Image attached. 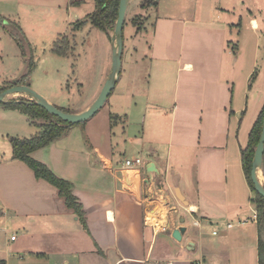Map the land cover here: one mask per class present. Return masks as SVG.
Wrapping results in <instances>:
<instances>
[{"label": "crops", "instance_id": "0c3cea01", "mask_svg": "<svg viewBox=\"0 0 264 264\" xmlns=\"http://www.w3.org/2000/svg\"><path fill=\"white\" fill-rule=\"evenodd\" d=\"M233 1L171 2L175 14L170 16L158 2L154 10L159 14H148L150 26L133 37L138 44L147 43V51L134 45L125 50L124 41L121 76L111 94L131 106V111L115 113L121 134L114 132L118 127L111 113L101 112L83 130L80 125L72 128L31 154L74 185L88 230L55 187L37 180L12 154L0 158V264H259L255 194L242 161L246 146L237 140L255 91L252 69L261 50L264 17L246 2L241 6ZM73 7L72 0H0V17L10 21L21 11L30 18L41 8L56 16L70 14ZM243 25L247 30L242 38ZM149 35L151 43L145 38ZM233 40L241 47L249 41L247 57L254 58L238 95L231 68L225 69L231 47L240 50ZM237 62L232 56L229 67ZM152 76L157 91L151 90ZM144 80L146 91L139 86ZM151 91L158 94L156 99H150ZM165 92L169 100L163 99ZM99 93L76 113L88 109ZM2 116L12 121L16 136L30 133V116L0 108ZM130 125L136 126L134 135ZM101 127L111 129L106 153ZM117 136L123 150L113 149ZM130 143L146 151L147 161L134 148L127 149ZM136 158L143 161L140 168L125 166ZM153 209L167 216L170 231L155 233L146 225V213ZM207 226L220 230L207 235ZM181 227L186 232L179 242L172 235Z\"/></svg>", "mask_w": 264, "mask_h": 264}, {"label": "rangeland", "instance_id": "374dc122", "mask_svg": "<svg viewBox=\"0 0 264 264\" xmlns=\"http://www.w3.org/2000/svg\"><path fill=\"white\" fill-rule=\"evenodd\" d=\"M72 1L74 11L70 14L59 12L56 13V17L53 13L52 16L48 10L41 8L38 9V13L32 15L30 18H27L26 14L24 15V13L20 11L18 15L14 14V16L9 18L10 21L4 20L8 24L0 26V90L17 86V84L19 86H30L56 108L69 114H75L95 99V95L99 93L98 91H100L99 89L101 85L104 81L106 82L110 74L109 70H111V66L109 65L113 55L112 37L115 29L108 34L93 26L91 23H88L81 29L73 31L74 23L84 20L86 17L95 13L96 3L94 0ZM156 1L164 4L162 11L170 16L174 15L175 11L172 12L170 10L169 3H191L193 0H131L124 27L125 50H130L131 46L134 45L141 48L143 52L147 51V43L142 42L141 44H138L136 43L137 41L134 42L135 38L133 37L139 28H143L146 25L150 26L146 22V18H148L146 16L148 14H152L153 17L156 14L155 12H157V15L159 14L158 9L154 10V4ZM233 2L234 4H239L241 6L242 2H246V4L250 5L257 13V15L264 17V0H234ZM143 6H145V8ZM221 14L222 13L220 12L219 16ZM197 15L199 14L197 13ZM241 15H245V12L241 13ZM67 20L70 21V24H65ZM135 20L138 22V25L134 24ZM239 22V24H241V20ZM11 24L22 29L24 32L23 35L25 36L24 38H26L24 42L20 40L21 43L19 44L21 35L18 36V34L20 31L17 28H14ZM246 28L247 27L243 25L242 38L245 36ZM14 32L18 37H14ZM65 37L70 38L72 44L71 51L67 56H58L52 52L53 44L57 40L63 41ZM145 38L151 43L152 35ZM234 42L238 45L237 41ZM240 44L238 45L240 50H238V47L236 49L238 51L235 50V52H233V47H231V50L228 51L229 63L228 61L225 62L226 72H230V69L228 70V68H231L232 74L230 72L229 75H231V78L236 82L235 95H238L239 92L245 88V85H247V80L250 77L249 71L254 63V58H251V56L247 57L252 48L251 43L245 41L243 42L242 47ZM232 56L233 58L237 56L238 61L235 64L236 67L234 66L233 69L232 67H229V65L231 66ZM252 70L254 73L256 72L253 78H256L254 83L255 91L253 94L251 93L246 114L242 115L243 121L241 122L240 134L238 140L236 139L242 147L248 146L249 134L264 108V37L262 39L261 50H259L255 67ZM146 85L147 82H145V80L139 83V86L142 87V91L147 90L145 88ZM122 86L124 85L122 84L121 87ZM150 86L151 90L157 91L158 82L156 77L152 76ZM150 94L151 100H153L152 95L155 99L158 97V94H155L152 91ZM119 97L120 95L115 94L112 99V96H110L104 108L99 112L107 115L111 113L112 120H114V122L117 121L118 128H115L114 132L118 133L120 131L118 135L121 134V120L120 118H117L118 115L115 113H121L122 111L128 112V110L131 111V106H128L127 101L125 102L122 97ZM162 97L164 100H169L170 93L165 92ZM261 97L263 98L260 102ZM7 99L30 102V98L22 94H15ZM110 106H113L111 112H109ZM0 108L5 107L0 104ZM5 109L17 112V110L13 109ZM31 120L33 125L30 127L32 128L30 133L27 131L25 133L20 131L18 136H16L17 129L13 130L12 121L7 120L5 117H3V120L0 119V158L11 156L12 139L31 138L35 135L34 133L39 130L37 124L43 126L48 123L45 119L41 118ZM86 123L80 124L82 130ZM129 129L132 130V135L137 131L135 125H130ZM99 131L101 132V135H104L103 141L106 140L102 145L103 151L106 153L104 148L109 145L110 138L108 137H110L111 129L101 127ZM105 135H107V139ZM147 135L149 136V130L147 131ZM233 137L235 139V136ZM159 140L161 141V138H159ZM64 141L65 140L62 142ZM147 141L148 139L145 138V142ZM115 142L113 149L118 148L119 150H123L125 145L121 141V137L117 136ZM126 147L127 149L134 148L133 153L139 154L141 158L147 161V153L145 150L143 151L144 153L142 152L143 148L134 147L133 143L132 145L131 143L128 144ZM130 155L131 153L129 156ZM138 168H140V166ZM173 186L174 185L172 184V190L175 192ZM258 215L259 213L256 211L257 220ZM203 230L207 235H211L213 230L219 232L220 227L207 226L204 227ZM220 236H222V234Z\"/></svg>", "mask_w": 264, "mask_h": 264}, {"label": "trees", "instance_id": "16d2710c", "mask_svg": "<svg viewBox=\"0 0 264 264\" xmlns=\"http://www.w3.org/2000/svg\"><path fill=\"white\" fill-rule=\"evenodd\" d=\"M120 1L121 0H94V2L96 3L95 13H93V15L91 16L86 17L84 20H80L74 23L73 31L79 30L82 27L86 26L88 23H91L101 31L109 34L115 29V25L118 20ZM157 4L158 1H156L154 6L156 7ZM143 7L145 8V6ZM134 24L138 25V22H136L135 20ZM11 25H13L14 28H17L14 24ZM17 29L20 31L18 36L21 35V39H19L20 44V40L24 42L26 38H24L25 36L23 35L22 31L19 28ZM140 29L141 28H139L138 31H140ZM14 33V37L17 36V34ZM71 45L72 44L70 42V38L65 37L63 41L57 40L53 44L52 52L58 56H67L71 51ZM7 89L8 88L1 89L0 93L4 92ZM23 102L25 101L21 100L20 102H18L17 100H11L6 103H2L1 105L7 109L20 111L21 113L30 116L32 119H45L48 123L40 126V131L31 138L12 139V158L15 160H19L30 167L33 170L37 180L46 181L47 183L55 187L59 192V196L65 200L67 207L74 211L83 227L88 230L85 213L83 211V205L73 194L74 185L67 180L59 178L45 164L36 161L31 157V154L33 152L49 146L55 140L65 135L68 130L76 127L77 125H70L69 123L63 122L61 119L48 114L42 107H39L36 104H28ZM263 120L264 108L249 134L248 146L242 150V161L245 175L251 189L255 194V198L253 201L254 207L255 210L259 213L257 220L259 232V264H264V197L259 195L254 189L253 183L251 181V169L255 151L259 144L262 133Z\"/></svg>", "mask_w": 264, "mask_h": 264}, {"label": "water", "instance_id": "95a60500", "mask_svg": "<svg viewBox=\"0 0 264 264\" xmlns=\"http://www.w3.org/2000/svg\"><path fill=\"white\" fill-rule=\"evenodd\" d=\"M131 0H121L118 12V20L115 25L114 34L112 37L113 42V55L112 66L110 74L95 102L85 111L81 113L69 114L51 104L42 95L33 90L27 85H17L8 88L4 92L0 93V104L6 103L7 98L15 95L22 94L30 98V102H23L28 104H36L42 107L48 114L61 119L63 122L70 125H80L86 123L90 119L94 118L106 105L112 92L115 90L122 71V58L124 49V27L126 21L127 11L129 9ZM7 25L8 23L0 17V25ZM264 162V120L262 126V133L259 144L256 148L252 169H251V181L253 183L255 191L264 197V184L261 181V177L264 178L263 172ZM181 199V197H179ZM186 229L184 227L178 228L173 232V238L179 242L182 241L183 235Z\"/></svg>", "mask_w": 264, "mask_h": 264}, {"label": "built area", "instance_id": "2783aa9c", "mask_svg": "<svg viewBox=\"0 0 264 264\" xmlns=\"http://www.w3.org/2000/svg\"><path fill=\"white\" fill-rule=\"evenodd\" d=\"M143 165L141 158L129 159L125 161V166L127 168L137 169L139 166ZM175 211V209H173ZM257 220V216H255ZM145 223L149 227L153 228L154 232H168L170 231V224L167 221V216L161 215L157 209L148 210L145 216ZM216 234V233H215ZM166 264H173L172 262Z\"/></svg>", "mask_w": 264, "mask_h": 264}, {"label": "bare ground", "instance_id": "6f19581e", "mask_svg": "<svg viewBox=\"0 0 264 264\" xmlns=\"http://www.w3.org/2000/svg\"><path fill=\"white\" fill-rule=\"evenodd\" d=\"M261 181L263 182L264 181V178L261 177Z\"/></svg>", "mask_w": 264, "mask_h": 264}]
</instances>
